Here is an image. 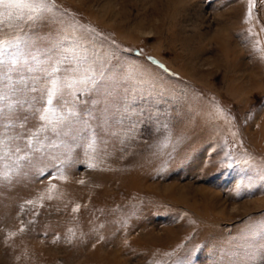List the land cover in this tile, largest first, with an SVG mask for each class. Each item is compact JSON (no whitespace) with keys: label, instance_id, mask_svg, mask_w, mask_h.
Returning a JSON list of instances; mask_svg holds the SVG:
<instances>
[{"label":"rangeland","instance_id":"374dc122","mask_svg":"<svg viewBox=\"0 0 264 264\" xmlns=\"http://www.w3.org/2000/svg\"><path fill=\"white\" fill-rule=\"evenodd\" d=\"M49 3L67 37L51 78L83 74V35L125 72L86 104L66 93L60 114L92 118L43 157L16 167L0 146V264H264V0Z\"/></svg>","mask_w":264,"mask_h":264},{"label":"snow or ice","instance_id":"6c2138e0","mask_svg":"<svg viewBox=\"0 0 264 264\" xmlns=\"http://www.w3.org/2000/svg\"><path fill=\"white\" fill-rule=\"evenodd\" d=\"M253 3L254 0H249V13ZM54 7L49 0H0V18H11L15 14L18 20H22L24 11L27 10L28 13L24 25L26 33L13 38H0V146L8 150L6 156L16 155V167H20L22 161L32 163L37 153L43 157L46 147H57L55 141L68 136L74 126L87 127L92 118L91 112L84 114L86 118H82L75 108L66 114L58 112L56 106L61 102H68L65 99L66 93L75 97L72 103L86 104L89 93L94 91L95 86L114 68L117 78L125 72L123 67L116 68L115 63L110 65L108 55L98 50L89 36L83 35L80 40L86 42L84 48L88 55L85 56V61L89 62L83 74L68 76L67 83H62L58 77L51 78L61 72L59 66H52L49 72V66L53 62L56 65L62 62L59 58L63 55L64 42L67 39L63 34L65 26L53 14ZM48 33L53 36L45 40L44 37L48 36ZM112 59L115 61L114 55ZM25 70L31 75L26 77ZM63 71L71 73L73 67L65 66ZM13 72L19 73L18 79L12 78ZM9 97H15V103L4 104ZM25 105L29 106L31 115H25L18 127V117L15 113ZM37 105H41L42 110ZM37 118L41 123L39 132L45 134L39 148L33 142V137L39 139L38 132L28 127L29 121ZM48 133H51V137ZM21 152L24 154L19 155ZM225 155L228 156V153ZM243 163L247 164L248 161ZM40 175L45 176L44 170L40 171ZM47 176L55 179L51 172H48ZM3 178L11 179L9 175ZM261 179H264V176ZM79 208L80 205H76L72 211L78 212Z\"/></svg>","mask_w":264,"mask_h":264}]
</instances>
